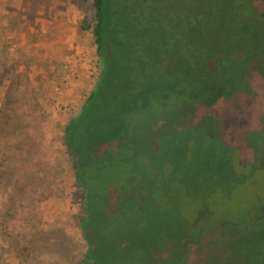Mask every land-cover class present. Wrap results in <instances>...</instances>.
Instances as JSON below:
<instances>
[{
    "label": "rangeland",
    "instance_id": "1",
    "mask_svg": "<svg viewBox=\"0 0 264 264\" xmlns=\"http://www.w3.org/2000/svg\"><path fill=\"white\" fill-rule=\"evenodd\" d=\"M253 10L244 22L255 31L245 41L264 53L262 7ZM92 18L83 0H0V264H81L85 196L100 207L95 232L112 243L128 230L167 245L181 230L226 221L244 228L263 209L264 95L245 93L213 111L186 95L151 99L122 114L127 136L117 148L81 163L79 188L63 130L100 71L82 28ZM119 91L116 82L97 97L94 120L117 110Z\"/></svg>",
    "mask_w": 264,
    "mask_h": 264
},
{
    "label": "trees",
    "instance_id": "2",
    "mask_svg": "<svg viewBox=\"0 0 264 264\" xmlns=\"http://www.w3.org/2000/svg\"><path fill=\"white\" fill-rule=\"evenodd\" d=\"M83 1L90 4L93 18L82 28L91 35L100 71L79 114L63 130L81 190L85 176L81 163L88 166L99 151L108 146L112 151L126 138L122 114L148 107L153 98L168 100L173 95L201 99L212 111L244 99L245 93L264 95V53L253 52L252 45L253 50L248 48L246 36L255 29L244 22L258 6L262 7L259 16H264V0ZM116 82L120 84L113 96L117 110L94 120L95 100ZM184 129L200 130L188 124ZM260 208L264 211V203ZM99 209L94 198L83 197L79 230L87 249L81 264H125L131 254L141 256L140 264H255L259 258L264 264L262 211L255 223L244 228L226 221L202 226L194 234L181 230L179 239L163 245L159 236L152 239L140 231L117 232L115 243L97 235Z\"/></svg>",
    "mask_w": 264,
    "mask_h": 264
}]
</instances>
